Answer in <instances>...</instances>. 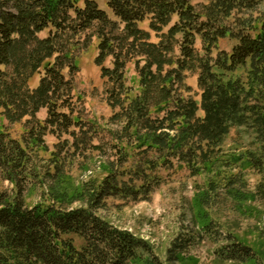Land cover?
<instances>
[{"label":"trees","instance_id":"obj_1","mask_svg":"<svg viewBox=\"0 0 264 264\" xmlns=\"http://www.w3.org/2000/svg\"><path fill=\"white\" fill-rule=\"evenodd\" d=\"M194 1L103 0L110 17L98 0H0V110L10 124L28 117L21 140L0 132V181L13 185L12 194L0 193V264H158L147 241L95 213L103 200H150L163 180L159 169L185 166L191 175L207 171L233 127L250 129L260 144L261 155L251 156L250 166L264 160V17H232L253 11L262 0H202V13ZM229 17L231 25L225 23ZM145 20L158 34L157 43L138 28ZM45 30L47 37L38 38ZM88 30V42L92 36L97 40L94 63L107 83L109 120L120 126L109 131L116 159L91 189L87 206H28L24 187L37 176L32 154L34 148L47 150L45 133L69 134L73 146L71 129L84 130L81 119L73 117L76 67L68 62L69 78L64 76L63 60L72 59L56 40L66 32ZM226 36L235 44L212 58L218 40ZM196 38L203 54L195 47ZM108 59L111 67L105 66ZM131 61L136 90L126 85ZM15 63L22 70L8 71ZM239 68L245 69L243 79L225 78ZM195 71L199 104L184 95L191 92L186 73ZM34 73L41 74L39 85L30 90L27 81ZM40 108L47 114L42 122L35 119ZM50 154L54 171L46 174L56 176L61 153ZM68 236L79 238L81 245ZM226 251L237 261L251 248L232 242ZM239 251L244 255L234 256Z\"/></svg>","mask_w":264,"mask_h":264},{"label":"rangeland","instance_id":"obj_2","mask_svg":"<svg viewBox=\"0 0 264 264\" xmlns=\"http://www.w3.org/2000/svg\"><path fill=\"white\" fill-rule=\"evenodd\" d=\"M98 3L106 9L103 0H98ZM205 4L202 0L194 1L201 13L200 5ZM106 11L112 17L111 12ZM246 15L253 19L264 17V0L253 11L232 17L244 18ZM231 21L229 17L225 23L231 25ZM148 25L149 21L145 20L138 23V28L149 34L150 43H157L158 34ZM166 30L163 29L164 32ZM47 34L45 30L37 37L43 39ZM90 34L88 30L77 34L66 32L57 37L59 49L63 53L68 51L72 59L63 60L65 66L62 73L69 78L68 62L76 67L71 92L73 117L81 119L84 130L79 132L77 128L71 129L76 135L73 146L69 134L45 133L43 141L47 150L34 148L36 154H32V167L37 171V178L29 179L24 187V201L28 206L40 202L63 209L87 206L91 189L108 173L111 163L114 164L116 159L111 148L115 140L110 137L109 131L120 126L109 120L112 109L106 101L107 83L101 77L100 67L94 63L97 40L92 36L88 42ZM235 42L229 36L219 39L211 57L215 58L218 50L229 52ZM195 47L203 54L199 38L195 40ZM55 57L46 62H52ZM105 66L111 67L109 59ZM7 70L20 72L22 67L20 63H15ZM40 75L34 73L28 79L30 90L37 88ZM137 77L131 61L126 68V85L136 90ZM244 77L243 68L225 74V78ZM184 82L191 88V92L184 95L192 97L199 104L197 71L187 72ZM197 114L200 117L203 115L201 111ZM46 115V109L40 108L35 113V119L42 122ZM27 119L25 117L10 124L0 110V132H7L11 137L21 140L28 127L24 124ZM259 145L253 131L245 127H233L216 149L207 171L191 175L185 166L159 169L157 173L163 180L152 191L150 200L134 202L108 198L95 209V213L112 225L127 229L147 241L158 264H264V160L261 159L254 166L249 163L251 156L258 159L261 155ZM54 151L61 153L55 162L60 170L58 175L48 176L46 172L54 171L50 154ZM128 151L131 153V150ZM260 163L263 165L258 166ZM126 166L128 164H124L121 169ZM12 190L11 183L0 181V193L8 196ZM228 235L234 238H227ZM68 238L77 247L82 243L76 236ZM232 242L250 247L251 252L248 255L241 251L234 252V256L244 255L242 260L229 259L226 249Z\"/></svg>","mask_w":264,"mask_h":264}]
</instances>
